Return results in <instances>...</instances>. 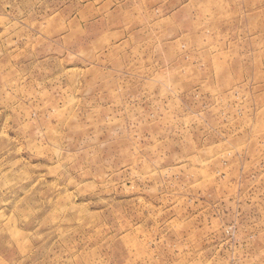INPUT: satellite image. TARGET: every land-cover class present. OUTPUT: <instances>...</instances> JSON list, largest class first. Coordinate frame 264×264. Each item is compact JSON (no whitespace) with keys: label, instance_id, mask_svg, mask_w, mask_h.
I'll list each match as a JSON object with an SVG mask.
<instances>
[{"label":"rangeland","instance_id":"374dc122","mask_svg":"<svg viewBox=\"0 0 264 264\" xmlns=\"http://www.w3.org/2000/svg\"><path fill=\"white\" fill-rule=\"evenodd\" d=\"M0 264H264V0H0Z\"/></svg>","mask_w":264,"mask_h":264}]
</instances>
